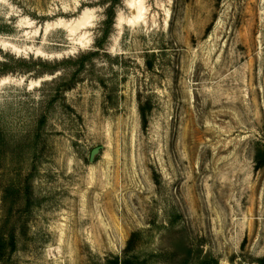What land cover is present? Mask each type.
I'll use <instances>...</instances> for the list:
<instances>
[{
	"label": "rangeland",
	"instance_id": "374dc122",
	"mask_svg": "<svg viewBox=\"0 0 264 264\" xmlns=\"http://www.w3.org/2000/svg\"><path fill=\"white\" fill-rule=\"evenodd\" d=\"M112 2L0 0V218L7 185L34 200L0 264H104L137 231L157 263L188 240L257 264L264 0H117L81 73L50 72L98 49Z\"/></svg>",
	"mask_w": 264,
	"mask_h": 264
},
{
	"label": "trees",
	"instance_id": "16d2710c",
	"mask_svg": "<svg viewBox=\"0 0 264 264\" xmlns=\"http://www.w3.org/2000/svg\"><path fill=\"white\" fill-rule=\"evenodd\" d=\"M115 3L113 2L107 7L106 18L102 25V31L96 38L97 50L88 52H82L76 57L67 58L62 62H56L50 72L57 71V67L61 63L72 62L77 67L72 72V76L85 68L87 60H90L94 55L98 54L101 48H104L105 39L109 38L113 32L116 18ZM47 65V63H45ZM67 81V83L61 85L63 90L73 87V81ZM61 89V88H60ZM140 112L142 115L143 125H147V108L144 105H140ZM256 166L258 168L264 165V145H261L257 149L255 156ZM34 200L32 196L31 179L26 178V184L24 186L20 184L11 183L4 188L3 193V207L4 213L0 218V261L6 259L7 255L15 252L18 246L19 233L17 232V222L19 221L23 212H28L32 209ZM141 234L140 231L133 232L127 242L126 247L122 253L112 255L104 258V264H162L153 260L154 254L142 252L137 249V238ZM168 253L175 261L172 264H221L219 259L213 256L209 252H204L199 245H195L194 242L188 240L182 241V247L180 250H171L163 252ZM179 259V262L177 259ZM257 264H264V256L257 259Z\"/></svg>",
	"mask_w": 264,
	"mask_h": 264
},
{
	"label": "water",
	"instance_id": "95a60500",
	"mask_svg": "<svg viewBox=\"0 0 264 264\" xmlns=\"http://www.w3.org/2000/svg\"><path fill=\"white\" fill-rule=\"evenodd\" d=\"M100 148H101V146H98V147L93 149V151L91 153V158H90L91 160H94V158H95L96 154L99 152Z\"/></svg>",
	"mask_w": 264,
	"mask_h": 264
}]
</instances>
